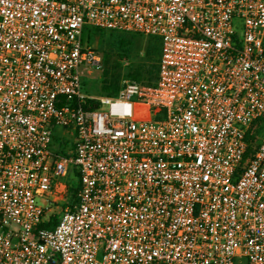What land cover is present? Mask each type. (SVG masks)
Returning a JSON list of instances; mask_svg holds the SVG:
<instances>
[{
	"label": "built area",
	"instance_id": "obj_1",
	"mask_svg": "<svg viewBox=\"0 0 264 264\" xmlns=\"http://www.w3.org/2000/svg\"><path fill=\"white\" fill-rule=\"evenodd\" d=\"M87 27L160 38L155 84L83 92ZM240 258L264 264V0H0V264Z\"/></svg>",
	"mask_w": 264,
	"mask_h": 264
},
{
	"label": "trees",
	"instance_id": "obj_2",
	"mask_svg": "<svg viewBox=\"0 0 264 264\" xmlns=\"http://www.w3.org/2000/svg\"><path fill=\"white\" fill-rule=\"evenodd\" d=\"M106 32L108 34L107 38ZM114 33L119 31H108L98 27H87L84 40L91 45L93 35H98L101 42H107L108 47L102 52V71L100 90L104 95L115 96L124 87L125 81H133L146 85L155 84L159 74V61L161 56V40L156 36H151L149 43L143 53L134 52L130 47L131 42L128 38L121 36L114 40ZM132 34V33H131ZM136 34V33H133ZM57 140L58 137H55ZM60 152L64 153L63 145H60ZM76 180L78 174L74 173ZM79 189L78 182L72 184L69 189L68 199L75 202ZM58 213L45 215L40 224L41 228H53L58 221Z\"/></svg>",
	"mask_w": 264,
	"mask_h": 264
},
{
	"label": "rangeland",
	"instance_id": "obj_3",
	"mask_svg": "<svg viewBox=\"0 0 264 264\" xmlns=\"http://www.w3.org/2000/svg\"><path fill=\"white\" fill-rule=\"evenodd\" d=\"M111 32H106L107 38H109L108 34ZM114 40L120 39L121 36L128 38L131 42L130 47L134 52L143 53L149 43L153 40L151 36H146L142 34H131V33H114ZM91 46L95 48V50L100 54L102 57V52L108 47L107 42H101L98 35H93L91 38ZM101 71L102 65L100 68H89L88 70H82V79H83V92L87 94H91L94 96L103 95L100 90V81H101ZM72 183L76 185L77 180L74 177L72 179ZM49 211L46 215L50 213H61L62 206H58L57 208L55 205H49ZM236 264H247L244 258H240L237 260Z\"/></svg>",
	"mask_w": 264,
	"mask_h": 264
}]
</instances>
